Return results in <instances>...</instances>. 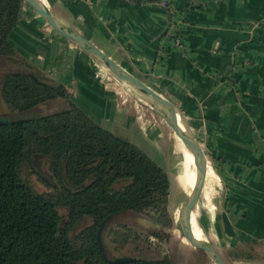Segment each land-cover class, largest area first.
I'll return each mask as SVG.
<instances>
[{
	"label": "crops",
	"instance_id": "crops-1",
	"mask_svg": "<svg viewBox=\"0 0 264 264\" xmlns=\"http://www.w3.org/2000/svg\"><path fill=\"white\" fill-rule=\"evenodd\" d=\"M43 1L179 106L211 163L210 197L214 175L221 179L224 203L213 217L233 240L264 236V0ZM9 41L97 123L137 142L128 132L144 124L96 60L27 2Z\"/></svg>",
	"mask_w": 264,
	"mask_h": 264
},
{
	"label": "trees",
	"instance_id": "trees-1",
	"mask_svg": "<svg viewBox=\"0 0 264 264\" xmlns=\"http://www.w3.org/2000/svg\"><path fill=\"white\" fill-rule=\"evenodd\" d=\"M26 2L0 0V56L26 61L9 41ZM27 63V70L8 72L1 82L13 114L0 121V264H177L169 253L110 256L101 249L102 221L127 210L160 226L152 232L158 241L172 237L169 174L136 143L97 123L64 84ZM56 98L66 101L64 107L27 114ZM40 157L46 158L47 174L38 168ZM32 171L47 189L36 188ZM86 218L89 223L74 231ZM107 233L117 252L141 238L125 223ZM118 256L133 258L114 262Z\"/></svg>",
	"mask_w": 264,
	"mask_h": 264
},
{
	"label": "rangeland",
	"instance_id": "rangeland-1",
	"mask_svg": "<svg viewBox=\"0 0 264 264\" xmlns=\"http://www.w3.org/2000/svg\"><path fill=\"white\" fill-rule=\"evenodd\" d=\"M28 3V2H27ZM35 10V9H34ZM96 60V59H95ZM99 73L105 77L104 80L117 90L120 103L128 106L137 121L144 124V130L135 128L132 136L137 139L136 144L155 160H160L170 177L169 208L171 210L175 226L167 229L172 233L169 240L154 241L151 239L153 230L160 226L154 224L151 219L135 211H122L112 217L105 225L101 238L110 256L137 254L149 258L159 257L164 253H169L177 264H215L212 259L196 250L187 238L181 235L176 226L184 206L187 196L192 197L200 186V169L196 165L195 157L191 153V158L186 161L184 166L183 155L180 150V143L175 130L169 125L165 116L158 112L153 106L140 101L131 89L124 85L118 77L106 68L100 61L96 60ZM28 63L13 56H0V114L8 117L13 114L7 107L1 95V82L5 74L16 70H27ZM43 74V73H42ZM44 75V74H43ZM46 76V75H45ZM116 76V77H115ZM66 104L61 98L45 101L32 109L27 114H46L54 112ZM155 126L148 130L149 126ZM156 135V139L154 137ZM157 153L159 155H157ZM38 168L43 174L48 172V163L46 158L40 157L37 161ZM184 166V167H183ZM182 173L181 182L179 175ZM215 176L212 197L208 194L209 179L206 178L204 187V196L201 197L195 215L197 222L203 227L208 240L216 246L222 256L229 264H264V236H256L233 240L232 235L225 232L220 220L213 217L214 211L218 213L220 204L224 203L225 194L221 188V179ZM36 188L40 191L47 189L46 184L40 178V175L32 171L30 174ZM183 184V186H182ZM184 186L189 187V192H185ZM186 194V195H185ZM211 198V201L209 200ZM209 201V202H208ZM62 214L67 213L65 207H60ZM178 213V215H177ZM89 218L84 219L77 225L74 231L80 230L89 223ZM128 224L141 234V238L130 243L123 251H115V243L112 236L108 235V229L116 227L119 224ZM193 231V229H192ZM194 235L197 237L195 232Z\"/></svg>",
	"mask_w": 264,
	"mask_h": 264
},
{
	"label": "water",
	"instance_id": "water-1",
	"mask_svg": "<svg viewBox=\"0 0 264 264\" xmlns=\"http://www.w3.org/2000/svg\"><path fill=\"white\" fill-rule=\"evenodd\" d=\"M38 14L46 20V22L53 27L57 32H59L64 37L68 38L75 45L82 48L88 54H90L94 59L100 61L104 66L107 65L113 73L121 79L127 80L133 86H135L139 92L147 96L151 102L159 105L165 112L160 111L155 108L158 112L163 114L169 123V125L175 130V133L185 139L189 144L191 150L194 153L195 159L197 160L200 169V186L192 197L187 196L185 206L176 221V226L181 232V235L188 239L189 243L198 251L209 256L215 264H229L219 250L213 245L209 240L207 244H202L198 242L192 232L191 224L192 219L195 214V209L197 208L199 201L202 196H204V187L207 178L208 166L210 163L207 154L205 153L200 142L192 133L181 109L179 106L170 100L169 98L162 95L155 88H153L149 83L141 79L139 76L131 72L120 62L115 60L112 56L107 54L104 50L86 38L84 35L77 32L73 27L59 18L51 8L43 0H26ZM7 117L0 114V121L6 120ZM107 216L101 223L98 229V238L100 242V247L104 250V244L101 239V232L104 228L106 221L110 219ZM132 256H118L113 259L114 262H124L131 260Z\"/></svg>",
	"mask_w": 264,
	"mask_h": 264
},
{
	"label": "bare ground",
	"instance_id": "bare-ground-1",
	"mask_svg": "<svg viewBox=\"0 0 264 264\" xmlns=\"http://www.w3.org/2000/svg\"><path fill=\"white\" fill-rule=\"evenodd\" d=\"M105 67L108 68V69H110L107 65H105ZM111 71H112V70H111ZM112 72H113V71H112ZM118 79H119L124 85H127V86L131 89V91L134 93V95H135L140 101H142V102H144V103H146V104H148V105H151V106H153V107L159 109L160 111L165 112L166 114H168L166 110H164V109H163L162 107H160L159 105H157V104L151 102L150 99H149L147 96H145L144 94H142L141 92H139L138 89H137L135 86H133L131 83H129L127 80H125V79H121V78H118ZM176 136H177V138H178V135H177V134H176ZM188 149H189V152L192 153V154L194 155V153H193V151L191 150L189 144L185 141V139H183V138L181 137V140H180V150H181V153H182V155H183L184 166H185L186 161H187V153H188ZM194 157H195V156H194ZM195 161H196V165H198L196 159H195ZM184 166H183V167H184ZM181 177H182V173H180V175H179L180 182H181ZM182 186H183V184H182ZM183 188H184V190H185L186 193L189 192V187L184 186ZM197 189H199L198 186H197ZM185 195H186V194H185ZM177 215H178V213H177ZM192 229H193V231L195 232V234L197 235V237L194 235ZM191 232H192L194 238H195L198 242H200V243H202V244H207V243H208V238H207V236H206V232H205V230L203 229V227L197 222V220H196V215H195V214H194L193 219H192Z\"/></svg>",
	"mask_w": 264,
	"mask_h": 264
},
{
	"label": "built area",
	"instance_id": "built-area-1",
	"mask_svg": "<svg viewBox=\"0 0 264 264\" xmlns=\"http://www.w3.org/2000/svg\"><path fill=\"white\" fill-rule=\"evenodd\" d=\"M162 3L164 5H168L169 1L168 0H162ZM176 41H177V43H180L181 42V38L177 37ZM151 239L154 240V241L158 240V238L156 236H151Z\"/></svg>",
	"mask_w": 264,
	"mask_h": 264
}]
</instances>
